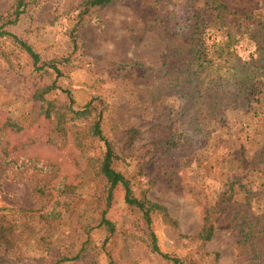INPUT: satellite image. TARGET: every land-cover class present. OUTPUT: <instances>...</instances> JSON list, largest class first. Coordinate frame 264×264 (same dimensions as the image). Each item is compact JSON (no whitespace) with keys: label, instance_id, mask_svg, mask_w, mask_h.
Listing matches in <instances>:
<instances>
[{"label":"rangeland","instance_id":"1","mask_svg":"<svg viewBox=\"0 0 264 264\" xmlns=\"http://www.w3.org/2000/svg\"><path fill=\"white\" fill-rule=\"evenodd\" d=\"M84 1L30 0L17 22L3 28L33 47L38 65L56 62L60 68L58 88L47 98L66 114L65 129L57 130L56 112L49 119L39 116V103L31 97L34 84L51 83L55 72L34 70L10 39L0 37V126L7 117L23 128L17 134L0 129V145L7 139L10 145L25 143L28 155L53 161L40 171L0 160V264H54L76 254L77 259L61 264H108L110 259L113 264H172L150 249L142 221L127 207L122 191L108 197L97 165L104 143L90 135L99 114L103 134L120 157L115 166L132 180L136 194L145 192L172 219L159 215L152 224L162 252L182 258L183 264H264L257 245L240 240L236 221L247 201L255 213L264 212V65L247 83L245 105L227 109L218 119L203 113V130L197 133L184 123L195 107L145 78L148 68L164 66L173 48L162 34L186 32L197 17L200 34H226L224 18L204 0H113L78 25ZM226 1L240 13L249 9V18L238 13L227 26L237 34L233 48L239 61L256 69L264 61V0ZM13 5L14 0H0V26ZM65 89L74 99L73 112ZM88 102V112L76 116L74 111ZM131 130L137 134L127 145ZM172 139L175 147H162ZM63 183L68 185L63 193L52 189ZM215 203L227 208L211 239H194L204 205ZM102 216L114 224L112 234L99 225Z\"/></svg>","mask_w":264,"mask_h":264},{"label":"trees","instance_id":"2","mask_svg":"<svg viewBox=\"0 0 264 264\" xmlns=\"http://www.w3.org/2000/svg\"><path fill=\"white\" fill-rule=\"evenodd\" d=\"M28 3H30V0H14L12 11L8 13L5 22L0 26V37L10 39L28 57L34 70L44 71L47 67L55 72L56 78L51 83L34 84L35 88L32 91L31 97L35 102L39 103V116L49 119L51 114L56 112L58 114L57 130L65 129L68 127L66 114L60 112L54 103L47 98L53 90L58 88L56 79L62 75L60 68L56 62L38 65L39 55L33 47L12 32L3 29L5 26L17 22L19 17L27 11ZM111 3H113V0H86L82 2L80 4L79 19L77 20L78 25L84 23L82 17L91 10L104 8ZM204 4L216 12L220 18H224L221 24L226 26L225 30L227 33L200 34L201 20L197 17L186 32L180 33V31H173L170 34H162L164 40L171 47L173 46V48L168 59L164 62V66L160 69L148 68L147 72L150 76L145 78V81L149 85H157L164 94H178L190 103L191 108L195 107L191 112L190 119L184 123L189 129L197 133L203 130V125L199 121L200 116L204 117L203 113L208 118L214 117L218 119L217 117H221L227 109L235 110L245 105L243 100L246 95V89L248 88L247 83L252 77H258L256 72H262L260 68L264 65V61L262 60L259 66L254 69V66H256L254 63H249L248 61L241 63L239 61L233 48L234 37L237 34H231L229 32L230 26H227L230 18L238 13L249 18V9L242 8L240 13L236 9H233L226 0H204ZM238 35L242 36L243 34ZM256 38L258 39L259 36ZM137 39L140 40L141 35ZM70 41L73 47L77 46L78 42L75 32H72ZM63 91L69 98V108L73 112L71 108L74 103L72 94L67 89ZM89 106L90 102L82 109L74 111L75 115L84 116L88 112ZM199 110L201 113L197 115ZM64 123L65 125H63ZM0 129H7L8 132L15 134L23 130L19 124L7 117L2 122ZM136 134V130L128 132L127 145L131 144ZM90 135L104 143L105 149L97 165L99 173L105 180L108 197H111L113 190L120 189L127 207L141 219L147 236L149 237L150 249L172 264H183L182 258L164 253L160 250L157 244V236L152 227L154 218L160 215L164 220L172 221V219L169 217L166 207L150 200L145 192L136 194L133 190L134 184L132 180L115 166V163L120 157L115 152L111 141L103 134L101 114L91 124ZM176 145L177 142L173 139L162 142V147L168 150ZM0 160L8 165L13 164L16 168L31 166L40 171H47L53 165L52 160L44 162L37 155H28L26 153L25 143L10 145L9 139L0 145ZM67 187L68 185L63 183L62 186L61 184L54 185L52 189L63 193ZM39 191L42 194L45 193V187L39 188ZM226 208V205L220 207L216 203L213 205L205 204L203 207L202 226L193 235V238L204 242L209 241L214 233L215 221L219 216L224 214ZM18 210L21 213L35 212L34 210L31 211L21 208ZM236 221H238L242 231V239L240 240L245 242L253 241V245H257L255 247L256 254L264 257V212L261 214L255 213L251 209V204L247 201V204L243 205V209L238 210L236 213ZM99 225L105 226L110 234L115 230L114 224L105 218V216L101 217ZM106 241L107 239H105L104 245ZM78 257L79 254L71 257L63 256L54 264L75 260ZM108 264H113L111 259Z\"/></svg>","mask_w":264,"mask_h":264}]
</instances>
